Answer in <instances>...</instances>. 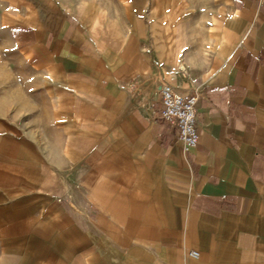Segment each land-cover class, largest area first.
<instances>
[{"label": "crops", "instance_id": "obj_1", "mask_svg": "<svg viewBox=\"0 0 264 264\" xmlns=\"http://www.w3.org/2000/svg\"><path fill=\"white\" fill-rule=\"evenodd\" d=\"M217 1L176 63L170 18L151 55L102 0H0V264H264V0Z\"/></svg>", "mask_w": 264, "mask_h": 264}, {"label": "rangeland", "instance_id": "obj_2", "mask_svg": "<svg viewBox=\"0 0 264 264\" xmlns=\"http://www.w3.org/2000/svg\"><path fill=\"white\" fill-rule=\"evenodd\" d=\"M102 3L106 8V18L108 15L110 21L125 20L127 30L136 31L139 28L144 31L151 55L155 54V50L150 43V25L152 30L153 24L170 18L171 23L165 33L171 37L170 32L173 29L175 31L173 54L176 63H181L186 53L197 51L199 40L216 24L215 12L218 6L217 0H102ZM178 22L181 24L179 29L176 25L174 27ZM167 48L165 44L160 53L164 59Z\"/></svg>", "mask_w": 264, "mask_h": 264}, {"label": "built area", "instance_id": "obj_3", "mask_svg": "<svg viewBox=\"0 0 264 264\" xmlns=\"http://www.w3.org/2000/svg\"><path fill=\"white\" fill-rule=\"evenodd\" d=\"M162 110L161 116L178 128V144L188 151L196 147L200 140L197 128L195 95H184L178 92L172 85L164 84L160 89ZM194 257L199 252L192 250Z\"/></svg>", "mask_w": 264, "mask_h": 264}]
</instances>
